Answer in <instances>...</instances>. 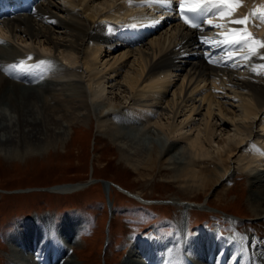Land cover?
Listing matches in <instances>:
<instances>
[{"label":"bare ground","instance_id":"bare-ground-1","mask_svg":"<svg viewBox=\"0 0 264 264\" xmlns=\"http://www.w3.org/2000/svg\"><path fill=\"white\" fill-rule=\"evenodd\" d=\"M96 1L42 0L33 13L18 15L5 22L4 28H7L12 37L20 38L25 34L31 39L40 40L41 44L49 46L51 51H66L75 55L76 59L82 62L85 71L92 76V82L86 86L81 77L76 76L78 68L73 69L63 63L57 64V58L43 55L36 48V61L31 63L25 60L24 53L0 46V144L10 145L20 141L30 144L35 141L36 144L42 138L47 141L51 138L56 141L64 140L71 130L68 126L76 121L84 122L87 118L86 112L93 106L100 112V127L111 126L109 120L112 114L108 116L105 110L110 111L119 105L114 107L113 103L100 102V98L110 88H122L121 92L126 94V99L131 104L141 107L142 110L147 109L150 113L156 108L162 114V119L155 121L149 113L142 112L141 116L146 119L141 123L142 128L153 127L165 135L168 132V135L174 137L194 116H200V119L204 120L207 138L214 131L233 127L239 139L228 145L226 155L221 153V164L224 167H221L222 170L216 165L213 173L209 174L202 168H197V163H208L206 160L209 158L206 140L200 136H185V141L180 142L178 152H174L171 157H165L176 170L175 178L181 180L184 187L206 191L210 186L218 185L230 170L228 159L235 156L239 149L241 151L247 141L264 143V60L252 53L251 46L240 51L223 45L225 39L232 38L234 30L244 31V25L232 22L242 19L243 16L236 13L228 20L226 17L215 18L213 14L217 9L212 7V24L219 27L213 28L207 24L204 28L192 31L179 23H168L171 25L170 29L159 33L155 30L139 45L132 47L124 41V32H121L123 25L119 24L129 20L125 19V14L134 13L131 14V20L135 21L141 20L136 18L148 11H155L162 17L166 11L160 4L148 5L145 2L147 0H136L143 3L142 13L134 12L130 6L122 7L128 11L122 10L121 13L114 9L116 6L113 3H110L113 6L106 7V4L109 5L108 1ZM165 2L169 4L168 0ZM239 2L240 9L246 14L253 9L261 10L259 15H254L253 24L260 28L259 32L262 34L264 22L257 17L264 16V0ZM153 19L158 20V17L154 16ZM222 24L226 25L227 31L221 30L220 34H212L213 29L221 28ZM142 27V32L153 29L150 24ZM3 34L4 32H0V37ZM254 38L263 42L259 35ZM4 39L6 38H0V41L8 46L9 42ZM202 40L208 43H201ZM211 49L215 50L213 55L210 54ZM230 50L233 53L231 57L226 55ZM258 51L264 53V48H258ZM209 56L210 60L206 59ZM229 64L233 66H228ZM63 78L73 85V89L63 87ZM50 90L53 101L44 94ZM215 90L218 92L215 93ZM180 117L183 123H176ZM143 135L135 133L131 136L115 131L113 137L119 144H125V139L134 141ZM28 143L25 149L29 147ZM151 143L147 150L134 151L132 157L136 156L137 161L143 165L153 166L159 160L162 162V151L156 141ZM263 175L264 168H259L253 173L252 193L249 195V203L255 215L259 217L264 216ZM78 187L64 185L59 187V190L68 193ZM182 205L187 210L193 207L190 204ZM10 241L16 245L17 240ZM183 246L185 251L192 247L198 254L211 253L213 250L210 260L209 255L204 258L202 256L203 261L209 264H238L237 260L227 262V253H221L222 247L218 245L214 249H208L205 245L190 246L186 242L180 243L177 251ZM234 246H241L242 253L234 251L236 257L244 258V264H264L263 243L245 235L236 239ZM232 251H228V255ZM194 254L192 253L193 256ZM16 257L11 259L12 264H24L16 261ZM63 257L61 264H76L73 255L65 259ZM174 260L175 264H183L178 256H174ZM42 264H46L44 260ZM187 264L196 263H192L188 256Z\"/></svg>","mask_w":264,"mask_h":264},{"label":"rangeland","instance_id":"rangeland-1","mask_svg":"<svg viewBox=\"0 0 264 264\" xmlns=\"http://www.w3.org/2000/svg\"><path fill=\"white\" fill-rule=\"evenodd\" d=\"M103 1H108L109 5L106 4V7L113 6L111 5L113 3L116 6L115 10L121 13L122 10L128 11L123 9L126 6L124 2L122 3L123 0L96 2ZM238 10L241 9L238 7L235 13H238ZM6 30L0 26V32H4L1 37H5L10 43L8 46L1 43L0 46L6 49L10 47L26 55L35 53L37 49L46 56L57 58L59 64H68L73 69L78 68L76 76L81 77L86 86L90 85L92 76L85 71L82 62L76 59L75 55L66 51H51L49 46L41 44L40 40L31 39L25 34L20 36L21 39L12 37ZM28 58L30 60L28 62L36 61L33 60L34 56ZM66 81L67 79L63 78V83ZM65 83L63 87L73 89L69 81ZM93 86L95 88V84ZM121 89L110 88L100 98V102L113 103L114 107L119 105V108L105 110L108 116L112 114L109 120L111 126L100 127V112L93 106L86 112V122L76 121L68 126L71 130L64 140L56 141L55 138H51L47 141L42 138L36 144L35 141H32L33 144L25 141L10 145L0 144V264H12L11 259L15 256L16 261L24 264L27 261L42 264L46 246L43 242L35 240L41 236L49 245L62 247L59 262L63 256L69 258L73 255L76 264H145L150 261L154 263L155 255L149 260H143L140 257H144L145 254L141 252L139 254L141 256L138 257L135 253L136 245L142 243L138 239H150L148 244L156 251L173 244L174 251L169 250L165 255L157 256L158 259L163 258L161 261L168 260L169 264H175L174 256H178L183 264H187L188 256L192 263L209 264L203 261V258L209 255L210 260L213 250L211 253L203 254L189 249L183 254L177 251L180 243L187 242L191 246L195 243L197 246L201 242L199 239L201 237L194 239L190 235L197 232L214 242L205 244L208 249H214L218 244L232 247L233 251L227 255L229 260L238 258L235 251L242 253L241 246L240 248L234 246L238 238L247 235L264 244V216L255 215L249 203V195L252 193L251 177L259 168H264V156L261 154L264 153V143L247 141L241 151L239 149L235 156L228 159L230 170L218 185L210 186L206 191L191 190L184 187L181 180L175 178L176 170L166 158L178 152L180 142L185 141V136H200L206 140L209 158L206 160L208 163H197V168L212 174L218 166L219 169H224L220 159L221 153L226 155L228 145L239 139L238 133L229 126L224 130L214 131L207 138L205 122L200 116L197 118L194 116L191 122L184 124L179 134L174 137L168 135V132L165 135L153 127L142 128V124L132 120L131 115L140 116L142 112H147L156 121L162 119L161 112L153 108L150 113L147 109L142 110L141 107L131 104ZM43 90L45 88L42 92ZM51 92L45 91L44 94L53 101ZM217 92L215 90V93ZM181 118L175 119L176 123H183ZM213 122L215 123V120ZM115 131L131 136L135 133L144 135L138 136L134 141L127 138L124 140L125 144L122 142L119 144L113 137ZM152 141H156L162 151L163 160L162 162L159 160L153 166L143 165L137 161L136 156L132 157L133 152L147 150ZM27 143L29 147L25 149ZM91 179L97 180L88 183ZM102 179L114 183L109 190L105 188ZM86 182L88 184H85ZM115 184L149 202L143 203L145 201L141 202L123 193ZM57 185L60 186L54 189ZM64 185L79 187L72 192L63 193L59 187ZM183 203L193 207L187 210ZM74 211L84 218L85 227L80 235L74 226L71 227L72 220L61 222L60 219ZM18 222H21L16 226V229L20 226L18 232L15 229L9 236L10 244L11 239L17 240L16 245L11 244L12 249L18 251L15 255L10 244L8 245L7 235ZM66 231L68 243L62 246L56 242V237L62 233L65 235ZM133 236L135 238L132 239ZM68 245L72 251L70 255L66 247ZM48 251L50 253L48 257L51 259L54 255L53 247L49 246ZM192 253H195V256ZM38 256L40 259L35 262L34 259ZM229 260L227 262H230Z\"/></svg>","mask_w":264,"mask_h":264},{"label":"snow or ice","instance_id":"snow-or-ice-1","mask_svg":"<svg viewBox=\"0 0 264 264\" xmlns=\"http://www.w3.org/2000/svg\"><path fill=\"white\" fill-rule=\"evenodd\" d=\"M209 5L217 9L215 12L217 17H230L235 10L241 6L239 0H180V4L176 6V10L184 24L192 29L199 30L203 26L202 23L195 22L190 14L199 12L201 9L211 10V8L208 7ZM160 6L167 9L170 5L166 3L165 0H161ZM257 19L264 22V16H258ZM232 22L237 25H244L245 29L243 32L238 29L234 30L232 38L225 39L223 45L230 49L237 48L240 51L251 46L252 53L259 59L264 60V53L258 51V48H264V42L256 41L255 38L251 36V33L247 32V25L250 23V18L244 17L242 19H235ZM203 23H207L213 28L219 27V25L212 24L211 18L204 20ZM201 43L207 44L208 42L202 40ZM226 55L231 57L233 53L230 50ZM206 59L210 60V56L206 57ZM228 66L233 65L229 64Z\"/></svg>","mask_w":264,"mask_h":264},{"label":"water","instance_id":"water-1","mask_svg":"<svg viewBox=\"0 0 264 264\" xmlns=\"http://www.w3.org/2000/svg\"><path fill=\"white\" fill-rule=\"evenodd\" d=\"M106 184L108 183V182H105Z\"/></svg>","mask_w":264,"mask_h":264}]
</instances>
